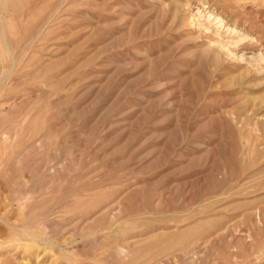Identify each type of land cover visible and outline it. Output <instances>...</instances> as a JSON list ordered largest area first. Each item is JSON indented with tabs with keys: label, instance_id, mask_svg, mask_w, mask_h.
I'll return each instance as SVG.
<instances>
[{
	"label": "rangeland",
	"instance_id": "374dc122",
	"mask_svg": "<svg viewBox=\"0 0 264 264\" xmlns=\"http://www.w3.org/2000/svg\"><path fill=\"white\" fill-rule=\"evenodd\" d=\"M0 264H264V0H0Z\"/></svg>",
	"mask_w": 264,
	"mask_h": 264
}]
</instances>
